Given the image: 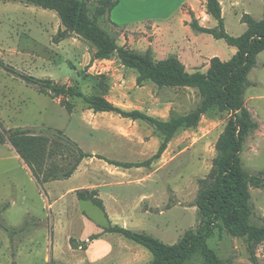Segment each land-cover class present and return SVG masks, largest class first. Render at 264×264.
<instances>
[{
    "label": "rangeland",
    "instance_id": "rangeland-1",
    "mask_svg": "<svg viewBox=\"0 0 264 264\" xmlns=\"http://www.w3.org/2000/svg\"><path fill=\"white\" fill-rule=\"evenodd\" d=\"M219 2L225 29L233 37L245 32V14L257 21L264 20V0ZM196 4L195 11L184 6L169 29L116 28L105 19L100 25L120 46L137 52L151 50L157 61L176 56L188 72H205L214 57L226 62L237 50L224 40L192 29L194 20L205 28L215 29L218 25L207 13V0H198ZM93 9L91 6V15ZM58 24L60 19L53 11L15 0H0V58L20 73L77 87L86 96H103L124 111L137 110L163 121L199 107L202 99L197 90L159 88L149 81L138 86L135 70L123 66L117 55L106 62L94 60L96 48L81 38L73 36L56 44L53 38ZM249 80L245 106L258 129L246 138L241 159L247 172L258 175L264 173V52L258 56V65ZM64 102L73 106L72 113ZM229 118L228 112L209 111L197 128L179 131L162 157L149 167L123 169L92 158L83 165L85 176L79 172L67 180L44 185L35 180L8 142L0 144V219L4 228L18 230L14 234L0 229V264H89L85 250H73L70 246L71 239L94 234L86 228L82 230L84 217L96 223L106 222L98 207L79 201L76 191H71V186L89 181L103 185L101 198L107 210H113L108 193L115 192L123 202L121 207L136 214L148 210L154 215L153 220L163 226L154 227L148 221L147 227L152 230L144 229L145 232L161 241L160 237L165 238L166 244H176L188 230L201 226L196 207L199 181L212 169L216 144ZM0 124L6 129L61 130L84 152L125 163L150 160L162 143L155 128L143 121L124 119L114 113H94L83 99L42 94L37 86L27 84L4 68H0ZM52 161L66 166L70 159L57 156ZM250 192L252 222L263 226L264 188L251 187ZM114 236L152 257L144 247ZM208 244L224 264H253L244 239L216 230ZM256 255L259 263L264 264V243L257 247Z\"/></svg>",
    "mask_w": 264,
    "mask_h": 264
},
{
    "label": "trees",
    "instance_id": "trees-1",
    "mask_svg": "<svg viewBox=\"0 0 264 264\" xmlns=\"http://www.w3.org/2000/svg\"><path fill=\"white\" fill-rule=\"evenodd\" d=\"M15 1L57 14L64 29H60L53 38L56 44L73 36L81 38L96 48L94 60H112L117 55L123 66L135 70L138 73V86L149 81L159 88H192L198 91L202 101L195 111L163 121L137 110L124 111L103 96H86L77 87L20 73L0 58V68L29 85L37 86L42 94L53 98L83 99L94 113H114L124 119L143 121L155 128L162 137L158 152L143 163H125L86 153L63 131L50 128L6 129L0 124V144L8 142L35 180L44 185L71 178L81 163L89 158H98L123 169L149 167L154 160L162 157L179 131L197 128L201 118L213 109L228 112L230 118L217 141L212 169L206 178L199 181L196 200L201 218L199 229L188 230L173 245L166 244L148 233L134 232L117 225L110 224L104 228V232L119 234L147 249L153 255V260L148 264H194L195 261H200L201 264H224L208 244L215 231L219 230L230 237L244 239L252 263L260 264L256 249L264 243V225L258 226L252 222L254 212L250 189L264 188V173L252 175L247 172L243 167L241 154L246 138L258 129L245 106V92L251 85L249 75L258 65V56L264 52V20L257 21L251 15L245 14L242 17V23L246 25L245 32L233 37L225 29L219 0H207V13L217 21V28L201 27L194 20L191 23L192 29L211 35L216 40H224L237 51L226 62L214 57L205 72L191 73L176 56L157 61L151 50L137 52L120 46L116 38L101 27V20L109 18L120 0ZM91 6H94L92 15ZM63 105L69 113L73 112L70 103L64 102ZM57 156H64L65 160L70 161L66 166L55 164L52 160ZM76 193L78 200L91 202L108 219L97 190L85 189ZM1 228L4 226L0 219ZM4 229L18 233L14 228ZM100 237L101 235H92L79 245L71 239L70 244L73 249L86 250L89 243Z\"/></svg>",
    "mask_w": 264,
    "mask_h": 264
},
{
    "label": "crops",
    "instance_id": "crops-1",
    "mask_svg": "<svg viewBox=\"0 0 264 264\" xmlns=\"http://www.w3.org/2000/svg\"><path fill=\"white\" fill-rule=\"evenodd\" d=\"M197 1L198 0H120L119 4L110 13L109 18L107 17L105 18V20H107V22L110 25H113L116 28H130V29L138 28L144 30L146 27H149L151 28V30H156V31L169 29L174 23L175 17L181 14L183 7L189 5L192 7L191 10L195 11V6L197 5L196 4ZM204 2H206V0H204ZM57 28L58 31L60 29H64L62 24H58ZM104 61L106 62L107 60ZM85 160L81 163L77 171L74 173L75 175L80 172L83 173L82 175L85 176L86 173L83 172V165L86 163ZM94 182L96 181H89V183H85V184L81 183L76 186H71L70 188L71 191L74 192L85 189L97 190L100 199L103 201V199L101 198L103 195L101 190L104 187L103 185L98 184L99 182L98 183H94ZM108 194L113 205V210L112 211H110L109 209L107 210V207L104 204L106 213L108 215V219L104 215L106 221L105 223H96L94 220H90L89 218L84 217L85 224L84 227L82 225V230L84 231V229L86 228V231H89L90 233H94L92 235H101L99 239L87 245V249L85 251L89 264H101L102 261H107L108 264L150 263L153 260V255L151 257V255L145 252L143 249L131 245L128 242L114 236L119 234L105 233L104 228L110 226L111 224L112 226L117 225L129 230L132 229V231L135 229H139L140 230L139 232H145L144 229H151L147 227L148 221L152 223L154 227H163V226L161 225V223H157L156 221L153 220L154 215H152L150 211L147 210L145 212H142L141 214L130 212L124 206L121 207V205H123V202L120 200L119 195H117L115 192H111ZM59 201L61 202V200ZM60 228H57V231ZM80 233L82 234L83 232L80 230ZM157 236L160 237L159 235ZM86 238L87 236L85 235L83 236L82 234L79 240H75V239L74 240L76 241V244L79 245L81 242L87 241L88 238L87 240ZM160 238L163 239L162 241L167 242L165 241V238L162 237ZM79 249L82 250L81 248ZM79 249H73V250H79Z\"/></svg>",
    "mask_w": 264,
    "mask_h": 264
}]
</instances>
